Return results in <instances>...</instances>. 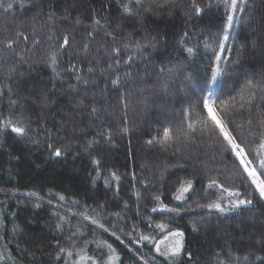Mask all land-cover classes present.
Wrapping results in <instances>:
<instances>
[{"label":"trees","instance_id":"16d2710c","mask_svg":"<svg viewBox=\"0 0 264 264\" xmlns=\"http://www.w3.org/2000/svg\"><path fill=\"white\" fill-rule=\"evenodd\" d=\"M192 2L0 0V264H264V200L218 129H187L208 98L258 166L264 0L231 13L227 40L224 0ZM176 230L184 249L162 255Z\"/></svg>","mask_w":264,"mask_h":264},{"label":"snow or ice","instance_id":"6c2138e0","mask_svg":"<svg viewBox=\"0 0 264 264\" xmlns=\"http://www.w3.org/2000/svg\"><path fill=\"white\" fill-rule=\"evenodd\" d=\"M129 2H133V0H129ZM134 3L138 6V7H143V10L145 12H152L154 8H163V7H169V6H174L176 4V0H147V6H145V0H134ZM225 6L226 8H228L230 10L229 14L226 17V22L224 24V28H225V34L223 36V40H227L228 39V35H227V29L231 28L233 25V21L235 19V17L231 14V13H235L238 8L240 10H243V7L246 3V0H224ZM13 7V5L11 3H9L7 5L8 9H11ZM21 7H23V0H21ZM124 10L128 13H132L133 9L131 7H129L127 4L123 6ZM191 7L194 9V11L198 14L200 12H202V8L200 7V5L195 3V0H193ZM79 22V21H78ZM18 37L22 36V33H18L17 34ZM187 35V33H185V36ZM27 37H25L26 39ZM115 38V37H114ZM183 39V38H182ZM13 44L12 40H8L7 41V46L11 47ZM69 44V38L66 36L64 38V45H68ZM63 46V45H62ZM86 47V46H85ZM137 47H139V45H137ZM224 45L223 43H221V48L223 49ZM114 51L119 52V49H114ZM188 52L191 53L192 49H188ZM221 59L220 56L216 57V60L219 61ZM57 62V58H56V54L52 53L51 54V63L54 65ZM119 62V61H117ZM91 71V70H90ZM161 71H163V69L161 68ZM220 73V68L217 67L214 72H213V79H215V77ZM77 79H79V77H77ZM119 80H113L112 83L116 84L118 83ZM86 83V82H85ZM251 84V81L249 82ZM203 104H204V109L207 110V115H204L203 113H199L196 114L197 115V120L195 122H189L187 125V129L189 131V134L191 132L195 131V127H194V123H199L201 125V131H210V132H215L217 129L219 130V134L221 136H223L224 140L227 141V144L224 148V151H228L231 150L232 152H234L235 156L237 159L240 160V164L243 167V171L244 173L247 174V178L250 180L251 184L255 186V190L258 192L259 197L261 200H264V155H261L260 152H257L256 155L259 157V162H258V166H253V160L247 159V155L248 153L245 152L244 148L241 147V145L236 141L235 136L232 134V132L229 130L227 122L225 121V119L223 117H221L218 113H214L212 106L209 102L208 98H205L203 100ZM226 105V102H222V109L224 108V106ZM94 112L96 111L95 108L92 109ZM187 115L191 116L192 113L188 112L186 113ZM249 124H251V121H249ZM261 127H264V118L261 119L260 121ZM7 126H10L12 128V131L17 133V134H26V127L22 126L21 124L17 123V124H12L11 121L7 122ZM125 131H127V129H125ZM170 139H172V130L169 128H165L163 131V136L162 138L157 141L159 143L162 144H166ZM149 144L152 143V141L148 142ZM53 146L49 145V148L51 149ZM260 149L264 150V143H261L260 145ZM62 150L61 148H55L54 151L52 152V155L54 156H61ZM93 163L98 164V161H93ZM257 168L259 169V171L257 170ZM217 182L215 180H211L209 182L208 187H213L216 186ZM192 187V181L188 180L185 183L181 184V187L179 189H177V195L175 196V198L177 200H181L184 199V193L188 191V189H190ZM221 188H223V185H220ZM224 191L229 192L230 195H235L237 197H239L241 195V193L238 190H232V189H224ZM61 199H63V197L61 196ZM156 200H159L160 197L157 196L155 197ZM253 201L252 199L249 198H244V199H237L236 201H234L232 203L231 208H225L222 207L221 204L219 202H213L207 205V207L209 208H216L218 209L220 212H226V211H232L235 209L240 208L241 205H249L252 204ZM164 208H167V205H163ZM153 211H155V209H153ZM171 211H178L177 209H171ZM93 223H98V221L93 220ZM59 227V225H57ZM100 227H104L102 224L100 225ZM193 228L195 229V225H193ZM113 235H115V233H113ZM169 236L175 237V240L170 244L166 246V251L162 252V255L168 256L169 253H171L172 256H179L180 252L184 249V241H183V237H184V233L182 231L176 230L174 232H170L168 234ZM144 239H147V237H145ZM165 240H167V237H165ZM109 248H111V245H108ZM157 251H160L159 246H157L156 248ZM62 252L66 251L65 249H61ZM71 251H68V255H71ZM191 254L189 253V256Z\"/></svg>","mask_w":264,"mask_h":264}]
</instances>
